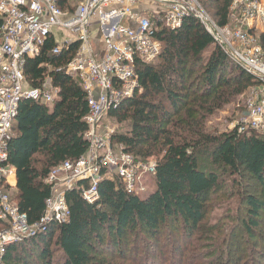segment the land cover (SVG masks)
<instances>
[{"label": "trees", "instance_id": "obj_1", "mask_svg": "<svg viewBox=\"0 0 264 264\" xmlns=\"http://www.w3.org/2000/svg\"><path fill=\"white\" fill-rule=\"evenodd\" d=\"M81 1L59 0L58 5L72 11V3ZM199 2L218 26L228 24L230 0ZM156 25L159 56L137 65L139 90L108 114L123 125L111 137L113 149L136 161L156 160L153 189L129 194L118 179L103 178L97 201L89 203L77 183L65 194L68 220L10 246L2 264H51L52 250L60 254V264H107L103 253L117 251L123 256L128 243L140 235L156 242L176 230L191 239L202 228L212 196L221 189L218 174L198 164L200 148L207 149L215 167L251 175L264 194V135L236 130L213 135L205 129L207 117L248 88H258L259 82L234 63L194 18H186L174 31ZM257 39L264 50V32ZM55 45L54 37L47 38L40 55L27 60L24 73L32 88L50 75L59 99L53 105L22 100L7 149L6 164L16 173L11 200L30 225L39 222L51 195L45 184L49 172L65 161L78 160L89 148L84 138L87 93L78 78L56 70L75 55L78 44L59 55L52 54ZM248 204L253 215L263 207L252 198ZM256 219L248 215V234ZM4 227L0 223V231ZM185 253L178 252L179 264ZM229 262L226 256L225 264Z\"/></svg>", "mask_w": 264, "mask_h": 264}, {"label": "built area", "instance_id": "obj_2", "mask_svg": "<svg viewBox=\"0 0 264 264\" xmlns=\"http://www.w3.org/2000/svg\"><path fill=\"white\" fill-rule=\"evenodd\" d=\"M58 2L0 0V223L5 225L0 231V264L10 246L68 220L65 194L75 184H81L82 197L89 203L97 201V186L103 178L118 179L129 194L148 189L142 179L154 175L156 160L136 161L122 152L114 153L113 130L104 122L112 108L139 90L137 65L159 56L157 23L174 31L186 18H194L234 63L256 78L258 94L234 130L264 135V50L257 39L264 32V0H230L224 27L216 24L199 0H82L72 11L62 9ZM58 32H62L59 38ZM49 37L56 40L54 55L78 44L75 55L56 70L78 78L87 93L84 138L89 148L78 160L65 161L49 172L45 184L51 195L39 222L30 225L7 193H15L16 185L15 169L6 164L7 149L22 100L53 105L59 99L50 75H45L40 87L32 88L24 73L27 60L40 55Z\"/></svg>", "mask_w": 264, "mask_h": 264}, {"label": "rangeland", "instance_id": "obj_3", "mask_svg": "<svg viewBox=\"0 0 264 264\" xmlns=\"http://www.w3.org/2000/svg\"><path fill=\"white\" fill-rule=\"evenodd\" d=\"M76 6L77 3L73 2L72 7ZM61 35L62 32L56 34L58 38ZM257 94L258 89L250 87L207 117L206 131L213 135L234 131V126ZM104 123L113 130H110L113 134L123 126L114 122L109 115ZM104 129L105 127H102V130ZM206 150L199 149L198 164L201 168L218 174L221 189L212 196L207 216L199 232L187 239L175 230L163 234L156 242L140 235L139 239L134 238L128 243L123 256L117 251L103 253L102 258H106L107 264H179L182 260L178 254L180 250L186 252L183 264H225L226 256L231 262L229 264H264V194L261 185L247 173L239 176L215 167L208 160ZM119 152L120 150L114 147V153ZM142 180L144 186L153 189L152 175L146 174ZM7 193L12 198L14 192L8 190ZM249 198L263 206L257 215L251 213ZM248 215L257 217L256 225L251 230L252 234H248L245 227ZM51 254V264H60V254L56 250H52ZM28 264L37 263L29 261Z\"/></svg>", "mask_w": 264, "mask_h": 264}, {"label": "crops", "instance_id": "obj_4", "mask_svg": "<svg viewBox=\"0 0 264 264\" xmlns=\"http://www.w3.org/2000/svg\"><path fill=\"white\" fill-rule=\"evenodd\" d=\"M13 182L16 184V179L15 180H13ZM16 191V190H15Z\"/></svg>", "mask_w": 264, "mask_h": 264}]
</instances>
